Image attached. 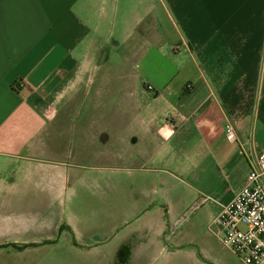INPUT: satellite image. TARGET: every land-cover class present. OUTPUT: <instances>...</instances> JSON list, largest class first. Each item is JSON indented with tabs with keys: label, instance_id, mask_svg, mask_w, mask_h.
Listing matches in <instances>:
<instances>
[{
	"label": "crops",
	"instance_id": "crops-1",
	"mask_svg": "<svg viewBox=\"0 0 264 264\" xmlns=\"http://www.w3.org/2000/svg\"><path fill=\"white\" fill-rule=\"evenodd\" d=\"M262 153L264 0H0V209L123 162L214 221Z\"/></svg>",
	"mask_w": 264,
	"mask_h": 264
},
{
	"label": "rangeland",
	"instance_id": "rangeland-1",
	"mask_svg": "<svg viewBox=\"0 0 264 264\" xmlns=\"http://www.w3.org/2000/svg\"><path fill=\"white\" fill-rule=\"evenodd\" d=\"M82 165L87 168L76 174L83 181L74 189L28 192L16 196L14 208L0 209V264H244L221 243L209 218L210 203L182 223L175 194L169 213L164 207L139 215L146 200H162L158 191L138 194L132 172L116 168L127 163H106L114 167L106 171L89 168L99 166L96 161ZM51 226L53 238H23L46 234Z\"/></svg>",
	"mask_w": 264,
	"mask_h": 264
},
{
	"label": "built area",
	"instance_id": "built-area-1",
	"mask_svg": "<svg viewBox=\"0 0 264 264\" xmlns=\"http://www.w3.org/2000/svg\"><path fill=\"white\" fill-rule=\"evenodd\" d=\"M225 135L229 142H237L229 124ZM207 201L208 198L203 197L177 222H184ZM213 223L221 243L235 257L244 264H264V153L258 156L233 199L221 206Z\"/></svg>",
	"mask_w": 264,
	"mask_h": 264
}]
</instances>
